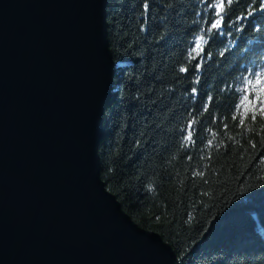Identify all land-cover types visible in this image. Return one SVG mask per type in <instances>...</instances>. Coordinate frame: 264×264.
<instances>
[{"label":"trees","instance_id":"1","mask_svg":"<svg viewBox=\"0 0 264 264\" xmlns=\"http://www.w3.org/2000/svg\"><path fill=\"white\" fill-rule=\"evenodd\" d=\"M250 2L238 0L232 19ZM142 3L108 0L118 71L99 145L102 178L133 220L160 233L182 264H264V118L239 125L238 102L220 93L238 69L264 65V11L236 26L242 30L226 57L215 53L232 38L214 36L213 59L197 86L178 69L201 26L196 22L211 16L197 15L208 11L205 0H150L147 13ZM192 86L201 90L195 101ZM209 91L218 98L209 113L200 112ZM189 108L199 132L186 148ZM213 112L223 121H213Z\"/></svg>","mask_w":264,"mask_h":264},{"label":"water","instance_id":"2","mask_svg":"<svg viewBox=\"0 0 264 264\" xmlns=\"http://www.w3.org/2000/svg\"><path fill=\"white\" fill-rule=\"evenodd\" d=\"M108 0H0V264H182L108 190Z\"/></svg>","mask_w":264,"mask_h":264},{"label":"snow or ice","instance_id":"3","mask_svg":"<svg viewBox=\"0 0 264 264\" xmlns=\"http://www.w3.org/2000/svg\"><path fill=\"white\" fill-rule=\"evenodd\" d=\"M149 2L150 0H143L141 5L145 13L149 10ZM237 2L238 0H205V7L208 11L203 14L197 13L198 16L203 15L204 17H208V14L211 13V16L203 21L196 22L201 26L198 33L190 41L192 46L187 51L185 66L178 69L180 73L191 74L194 77L191 81L193 85L198 86L202 83L208 66L207 62L213 59L214 53L211 51V47L214 36L232 38L227 46L215 53L218 57H226L229 50L234 47V33L242 30L241 27L236 26H243V22L253 17L257 11H264V0H258V3L254 0V2L248 4L243 13L236 14L235 19H232V7ZM203 24H207V27H203ZM229 25L234 27L230 28ZM253 28L258 30L257 26ZM158 39H163V37L161 36ZM192 61L194 63L191 64L190 69L188 63ZM237 71L238 76L233 78L234 82L225 81L222 83L220 93L229 92L233 94L235 101L238 102L236 107L233 108V112L240 114L238 117L234 116L233 119H236L239 125L243 126L246 117H250L252 121H256L258 116L264 118V65L256 68L238 69ZM197 86L190 88V94L194 101L201 91ZM217 98L211 91L207 92L199 111L209 113ZM195 112L196 110L193 108L188 109L189 120L185 126L182 140L186 148L196 143V136L199 132L198 127H196L199 121L194 115ZM211 115L213 121L220 120L222 122L224 119V117L218 116L214 112ZM224 127L227 128V125H224ZM207 144L212 146L213 140L209 139ZM199 174L202 175V173Z\"/></svg>","mask_w":264,"mask_h":264}]
</instances>
